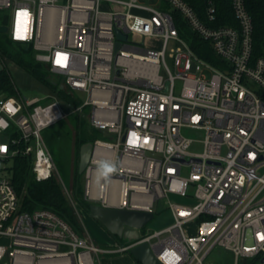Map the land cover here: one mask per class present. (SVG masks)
Segmentation results:
<instances>
[{
	"label": "built area",
	"instance_id": "2783aa9c",
	"mask_svg": "<svg viewBox=\"0 0 264 264\" xmlns=\"http://www.w3.org/2000/svg\"><path fill=\"white\" fill-rule=\"evenodd\" d=\"M145 1L0 0V11H10L13 41L32 44L36 60L63 77L69 92L85 94L75 113L89 107L90 124L115 138L93 143L84 198L151 213L163 202L174 223L103 249L49 209L20 211L0 170V264H95L101 253L144 242L162 264H206L217 247L235 255V264H264V47L258 55L246 0H219L228 1L236 25L217 24L216 0H204L199 12L186 0H163L167 10ZM180 23L220 63L200 57ZM117 29L129 36L118 50ZM67 115L55 97L0 89V162L30 159L39 182L56 175L43 130ZM185 128L206 133L202 152L191 151ZM101 162L117 171L97 183Z\"/></svg>",
	"mask_w": 264,
	"mask_h": 264
},
{
	"label": "rangeland",
	"instance_id": "374dc122",
	"mask_svg": "<svg viewBox=\"0 0 264 264\" xmlns=\"http://www.w3.org/2000/svg\"><path fill=\"white\" fill-rule=\"evenodd\" d=\"M148 4V1L146 2ZM7 16L8 18V27H10L11 19H10V11L9 10H2L0 11V18L1 16ZM1 20V19H0ZM186 31L190 34L186 37V39H190L192 41L193 35L191 34L188 28H185ZM6 37L10 38L8 34H1L0 33V43H3ZM148 44L154 45V47L159 48L161 42L159 40L148 39ZM202 42V41H201ZM202 46L203 50L206 51L205 53L212 54V57H216V55L212 52L211 47L208 43H203ZM176 47L175 42H171L167 48V63L173 69V60L169 57L170 51L172 48ZM34 49V48H33ZM34 57L36 59V51L34 50ZM217 58V57H216ZM0 62H2L5 66L6 72L10 75L11 80H13V84L15 87L16 97L23 96L25 98H34V97H52L57 98L61 104L63 111L68 114L63 120L59 121L58 123L46 128L43 130V136L51 152L53 154L55 163H56V177L58 178L59 182L63 183V188L65 189V193L71 203V207L73 209L75 218L79 222L80 228L74 226V230L79 234L85 237H88L91 241H93L97 246L103 249H119L125 243L118 241L116 238L112 237L106 230L102 228V226L97 222V219H94L90 212L82 206L81 202L84 201V189L85 188V174H82L81 178L79 179L78 186H80L81 192H78V196H76L72 191V186L75 184V163H76V145L75 140L77 137L78 132L81 129H84L83 126L86 123H90L88 115L90 114V108L86 107L83 109L82 112H76L75 108L78 105H81L85 99V94H81L78 92H69L66 90V96L68 95L70 99L64 97L63 95L55 92L50 86L45 84L43 81H40L33 73L30 72L27 68H25L22 64L17 62L12 58H8L7 56L1 57ZM193 72L197 73L196 66L197 63L194 62ZM50 71V70H49ZM161 74L164 73L161 70ZM48 80L52 81H60V77L58 74H54L51 71L48 73ZM182 82L177 80L176 81V88L175 94L179 95ZM72 98V99H71ZM184 136L194 140L193 148H191L192 152L200 153L203 151V141L205 139V132L203 130H199L196 128H185L182 130ZM97 134L100 140L114 142L115 138L112 134H110L107 130H97ZM14 161L10 163H1L0 162V170L3 171L4 174L10 176V169L14 165ZM33 173V171H32ZM184 175H188L187 170H184ZM82 193V194H81ZM172 200L178 201L180 203H184L183 200H179L175 197H172ZM88 203H95L86 200ZM169 207L166 206L163 202H156L153 208L154 218L140 230L141 234L152 233L154 231H160L173 222V216L168 209ZM93 219L95 223L100 225L103 231L111 237L112 243L114 246H107L108 244L103 245V243L96 242L94 239L90 238V232L93 234V228L90 230L89 226L86 224V219ZM95 233V231H94ZM96 234V233H95ZM115 253V252H114ZM113 253V254H114ZM110 254V253H107ZM113 255H105L100 254V257L103 259H110ZM235 255L231 252L224 250L220 247L215 248L210 255H208L206 259V264H235ZM119 257L112 258L111 263L104 264H131L125 260H117ZM251 263V261H250Z\"/></svg>",
	"mask_w": 264,
	"mask_h": 264
},
{
	"label": "trees",
	"instance_id": "16d2710c",
	"mask_svg": "<svg viewBox=\"0 0 264 264\" xmlns=\"http://www.w3.org/2000/svg\"><path fill=\"white\" fill-rule=\"evenodd\" d=\"M186 1L193 5L196 10H198V12L201 11L202 6L204 5V0ZM216 1H218L219 6L218 13H220V20L217 24L236 25V21L232 16L230 4L228 3V1L227 3H219V0ZM246 5L254 23L255 48L257 54L259 55L264 47V0H246ZM201 16L204 20H206L204 14H201ZM0 19V25H8L7 16H1ZM180 25L182 26V35L187 37L190 33L186 31V25H184V23H180ZM201 41V39L193 36L191 45L196 53L209 62H212L214 64L220 63V60L217 56V58H214L212 57V54L205 53L206 51H204L202 48V46H204L202 44L203 41ZM33 51L34 49L32 44L16 42L9 37H6L3 43H0L1 57L7 56L8 58L16 60L30 72L32 71V73L40 81H43L45 84L50 86L55 92L70 99V97L68 95L66 96L65 93L67 89L63 86V77L59 75L62 82L48 80V73L50 72L49 68L45 64L35 59ZM0 78V89L4 90L9 96H16L15 87L12 82L13 80H11L10 75L8 74V72H6L5 68L2 72H0ZM83 127L84 129H81L78 132L74 143L76 145L77 155L75 163V184L71 188L76 196H78V192H81L80 186H78L79 179L82 176V174L79 173L81 147L84 144L90 142L94 143L96 140H99V136L97 134L98 129L94 128L88 122ZM14 162L15 163L13 167L10 169L11 171L9 177L21 201L20 211L33 212L38 209H49L59 215L65 222L70 225V227L73 228L74 226H76L80 228L79 222L75 218L73 209L71 207V203L56 175L48 180L39 182L35 179L34 174L32 173V163L30 159L25 157H18L14 160ZM81 204L83 207H85V209L89 211L91 203H88L85 199V202L82 201Z\"/></svg>",
	"mask_w": 264,
	"mask_h": 264
},
{
	"label": "water",
	"instance_id": "95a60500",
	"mask_svg": "<svg viewBox=\"0 0 264 264\" xmlns=\"http://www.w3.org/2000/svg\"><path fill=\"white\" fill-rule=\"evenodd\" d=\"M0 33L8 34L9 27L0 25ZM116 50L121 46V42L128 41V34L117 29ZM4 70L0 62V72ZM167 84L166 91H168ZM94 150L92 142L84 144L80 150L79 173L85 174ZM89 212L94 219L105 229L112 237L124 243L137 242L140 239V230L144 228L153 218L151 212L136 210H125L118 208L105 207L102 204L92 203ZM130 255L140 264H162L158 261L149 243H140L130 248ZM264 261V259L262 260Z\"/></svg>",
	"mask_w": 264,
	"mask_h": 264
},
{
	"label": "crops",
	"instance_id": "0c3cea01",
	"mask_svg": "<svg viewBox=\"0 0 264 264\" xmlns=\"http://www.w3.org/2000/svg\"><path fill=\"white\" fill-rule=\"evenodd\" d=\"M147 1H148V4H154L156 6H159L160 8L166 9V10L169 9L168 5L163 0H147ZM147 1H145V3ZM86 224L89 226L90 230L93 228V234L90 232V238L91 239H94L96 242L103 243V245L108 244L107 246H109V245L112 247L114 246V244H111L112 239H109L111 237H109L105 233V231L102 230L103 227L101 228L100 225H98L97 223H95L93 221V219L87 218ZM94 231L96 234L94 233ZM101 254L113 255V256H111L110 259H103L100 257V254H99V257L95 259V264H104V262L111 263L112 258H115V257H119L117 260H125L131 264H140L130 255V252H119V253H114V254L113 253H110V254L101 253Z\"/></svg>",
	"mask_w": 264,
	"mask_h": 264
},
{
	"label": "clouds",
	"instance_id": "9594fccd",
	"mask_svg": "<svg viewBox=\"0 0 264 264\" xmlns=\"http://www.w3.org/2000/svg\"><path fill=\"white\" fill-rule=\"evenodd\" d=\"M116 171H117V166L115 163L101 162L98 167V174L96 178L97 183H99L101 179L107 181L110 175L112 173H115Z\"/></svg>",
	"mask_w": 264,
	"mask_h": 264
},
{
	"label": "snow or ice",
	"instance_id": "6c2138e0",
	"mask_svg": "<svg viewBox=\"0 0 264 264\" xmlns=\"http://www.w3.org/2000/svg\"><path fill=\"white\" fill-rule=\"evenodd\" d=\"M64 60H66V57L58 58L57 62L58 63H63ZM145 142H147V141H145Z\"/></svg>",
	"mask_w": 264,
	"mask_h": 264
}]
</instances>
